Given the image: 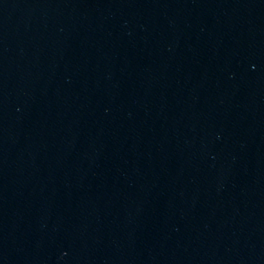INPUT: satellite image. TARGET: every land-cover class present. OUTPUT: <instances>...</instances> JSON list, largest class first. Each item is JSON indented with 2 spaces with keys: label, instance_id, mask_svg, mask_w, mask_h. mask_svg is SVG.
Segmentation results:
<instances>
[{
  "label": "water",
  "instance_id": "water-1",
  "mask_svg": "<svg viewBox=\"0 0 264 264\" xmlns=\"http://www.w3.org/2000/svg\"><path fill=\"white\" fill-rule=\"evenodd\" d=\"M179 0H0V142Z\"/></svg>",
  "mask_w": 264,
  "mask_h": 264
}]
</instances>
